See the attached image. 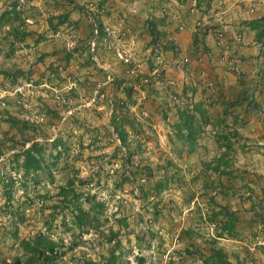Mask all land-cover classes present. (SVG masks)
Segmentation results:
<instances>
[{
  "label": "rangeland",
  "instance_id": "obj_1",
  "mask_svg": "<svg viewBox=\"0 0 264 264\" xmlns=\"http://www.w3.org/2000/svg\"><path fill=\"white\" fill-rule=\"evenodd\" d=\"M176 1V15L163 0L153 15L146 0H0V263L26 259L21 241L42 234L62 253L51 264H210L218 248L232 264H264V246L249 249L264 212L255 204L250 223L246 201L257 191L264 202V55L239 60L227 7ZM108 18L139 67L101 40L92 59L93 26ZM181 23L178 45L164 25L171 35ZM33 144L40 168L26 172ZM223 206L239 219L233 234L214 214Z\"/></svg>",
  "mask_w": 264,
  "mask_h": 264
},
{
  "label": "crops",
  "instance_id": "obj_2",
  "mask_svg": "<svg viewBox=\"0 0 264 264\" xmlns=\"http://www.w3.org/2000/svg\"><path fill=\"white\" fill-rule=\"evenodd\" d=\"M146 1L148 2V4H147L146 8L143 6L144 10L151 11L152 12L151 14H153V15H158L161 12V10H160L161 6L160 5L162 4V0H146ZM173 2H177V1L176 0H163V6L166 7L165 9H163V11H165V13H168L170 15L173 13V15L174 14L176 15V11L174 9L170 8L171 10H169V9L167 10V7H171ZM204 2L206 3V6H209V10L212 9V7L214 6V3H217V4L219 3V6H222L224 8L227 7L228 9L231 10L229 12L230 13V15H229L230 19H228V20L233 21V22H231V24L228 25V26H230L229 27L230 32L227 33V39H228L229 43L236 44L234 46L237 48V50H234V52L236 54H238V56L240 57L239 60H245V61L248 60L251 62V61L259 60V58L261 59V56L264 55V33L261 37H258L257 29L256 28L252 29L251 26L248 25L247 22L251 21V20H258L260 18L259 27H260V29L264 28V0H244V3H237L238 0H205ZM126 4L127 3H123V5H126ZM178 4H180V3H178ZM199 4H200V6L197 5V7H193L194 9L192 11L198 12V10L201 8V2H199ZM101 17H105V16L102 15ZM151 17L153 18V16H151ZM233 19L234 20L236 19L235 22L239 21V22H236L234 26L232 25V23L234 24ZM106 21H109V18H108V20H106V19L100 20V22L102 24H107L108 22H106ZM168 24L164 25V29L168 30L167 34L171 37H174V39L176 40V43L178 45L179 44L182 45L184 41L189 39V38H187V35H186V34H188L186 31L189 27L188 25L186 26L185 23H181V24H184V27L182 28V30L178 31V32L172 31V34L170 35L169 29H172V28H170V26ZM198 24H199V22H198ZM178 26H180V25H178ZM239 28L243 29L242 30L243 39L241 40L242 42L237 43L234 39V37H235L234 34L236 32H238V33L241 32L238 30ZM200 31H202V30H200ZM200 38H201L202 42L204 43V45L206 46L207 54L208 53L210 54L213 61L217 60V55L219 53L218 51L222 50L221 48H219V46H217L220 44H217L216 40L213 39V36L210 37L208 34H203V35H201ZM231 44H230V46H231ZM231 48L234 49L233 46ZM217 63L219 65L221 64V62H219V61ZM223 66H225V65H223ZM216 71L222 76L229 74L228 71L225 69V67H221V68L219 67V69L216 68ZM239 117H241V115ZM238 120H240V119H238ZM251 163L255 164L254 160L251 161ZM249 184L252 185L251 182ZM249 192H250V196L247 198L246 201H248V203L250 205L252 204L251 208H254L253 211H250V213H251L250 217L252 219V222L251 221H249V222L254 223L253 219H256L254 214L256 211H258V207L254 206V205L259 203L260 207L262 209V212H264V202L262 200L258 202L255 199L254 196L255 195H256V197L258 196L257 191H249ZM262 218H263V222H262L263 224L262 225L264 226V215H262L261 219Z\"/></svg>",
  "mask_w": 264,
  "mask_h": 264
},
{
  "label": "trees",
  "instance_id": "obj_3",
  "mask_svg": "<svg viewBox=\"0 0 264 264\" xmlns=\"http://www.w3.org/2000/svg\"><path fill=\"white\" fill-rule=\"evenodd\" d=\"M179 1H185V0H179ZM200 6V4H199ZM5 14H2V16H4ZM62 22H64V20H61ZM258 20H251L248 21V25L251 26L252 29H257L259 27L258 25ZM150 27L154 28L155 26H157V24H154L153 21H150ZM155 22V21H154ZM98 27L100 34L103 32V25L100 22L99 24L95 25ZM93 26V27H95ZM94 29V28H93ZM93 33V31H92ZM264 33V28H261L258 31V37H261ZM198 43V36L197 34H195L194 39H193V44H197ZM93 55V53H92ZM127 109V108H126ZM191 121V120H190ZM115 123V121H114ZM203 125V123H201V125L198 126V130L200 129V127ZM115 130L118 132V136L121 140L122 143L125 144L126 139H127V131H125L124 129L119 128L117 125H114ZM189 127V126H188ZM188 134H187V138L190 139V143H191V148L193 145V137L197 135L195 130L188 128ZM200 131V130H199ZM34 146L35 144H33L32 146L26 148L24 150V160L21 163L22 168L26 171L29 172L30 170H37L38 168H40V164H39V158H37L35 152H34ZM61 191L63 192L64 195V199H72V198H76L78 197V194H75L73 189H67L66 187H61ZM76 209L78 210V214L76 215V217L79 220H82L83 216L85 215V213L83 212V210L81 209L80 206H76ZM215 215H220V214H225L227 216L226 220H221L220 222V226H221V230L225 231L228 234H233L234 229L236 227V224L238 222V217L235 213L229 211V209L225 206L220 207V209L214 213ZM115 234H112L111 237L109 238V240H113L115 239ZM21 245L23 250L28 254V256L26 257V259L22 260L19 257L14 258L12 261H6V260H2L0 264H38L39 262L45 263V264H51L56 258H58L60 255H62V253L58 250L57 248V244L56 242H54L51 239L46 238L45 236H43L42 234L37 235L36 237L32 238V239H23L21 241ZM213 256L211 258L212 261H210V264H232L229 260H227L224 252L218 248V249H214L213 250ZM87 264H95L91 261H88ZM105 264H116L115 263V257L111 256L108 260H106Z\"/></svg>",
  "mask_w": 264,
  "mask_h": 264
},
{
  "label": "built area",
  "instance_id": "obj_4",
  "mask_svg": "<svg viewBox=\"0 0 264 264\" xmlns=\"http://www.w3.org/2000/svg\"><path fill=\"white\" fill-rule=\"evenodd\" d=\"M192 4L193 6H196L197 0H192ZM102 31L103 32L100 34L97 26H95L93 29V39L90 42L91 51L93 53L92 59L99 63L98 57L96 55V47L97 40H101L104 48L112 54V57L116 61L124 65L133 66V69L139 67V64L136 62L135 53L131 48L127 47L119 40V36L116 35V32L112 26L103 25ZM216 36V40H218L219 43L223 42V31L218 30ZM237 39L240 41L241 37H238ZM261 246H264V234L256 235L249 249L254 250L256 247Z\"/></svg>",
  "mask_w": 264,
  "mask_h": 264
}]
</instances>
